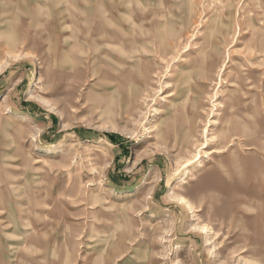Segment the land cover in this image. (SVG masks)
<instances>
[{
	"label": "rangeland",
	"instance_id": "obj_1",
	"mask_svg": "<svg viewBox=\"0 0 264 264\" xmlns=\"http://www.w3.org/2000/svg\"><path fill=\"white\" fill-rule=\"evenodd\" d=\"M263 51L264 0H0V264H264Z\"/></svg>",
	"mask_w": 264,
	"mask_h": 264
},
{
	"label": "bare ground",
	"instance_id": "obj_2",
	"mask_svg": "<svg viewBox=\"0 0 264 264\" xmlns=\"http://www.w3.org/2000/svg\"><path fill=\"white\" fill-rule=\"evenodd\" d=\"M219 40V38H214V34L212 35V34H210L208 37H207V40H206V42L204 43V45H203V47L201 48V55H200V57H199V59L198 60H196V61H194L193 63L194 64H196V65H198L199 66V68H200V72L198 73V77H201V78H204V79H207L208 78V76H209V72L210 71H212V70H215V68L218 66V65H216L218 62L217 61H215L211 56H212V53L213 54H218V52H219V50L218 51H216L217 50V47H216V44H215V42H217ZM208 48H210L211 50H212V52H207V49ZM249 51V50H248ZM264 52V51H263ZM249 62L253 65V64H255L254 62H253V60L255 59V58H257L259 55H257V54H259L258 53V51H254L253 49H251L250 51H249ZM206 56H208L209 57V59L211 60L210 62L212 63V65H211V69H207L206 68V65L204 66V62H205V60H206ZM198 63H200V64H198ZM215 63V64H214ZM200 65H201V67H200ZM261 65H264V58H262V61H261ZM262 73H264V72H262ZM185 77H186V82L187 81H189L191 78H190V76H189V71H187L186 73H185ZM197 77V78H198ZM176 79V78H175ZM178 82V81H177ZM229 84H231L230 86H235V83L233 82V81H229ZM195 86L196 87H200V84H197V83H195ZM169 87H170V85H169ZM263 108H262V110H264V102H263ZM227 124L229 125V123L227 122ZM229 130H226L225 132L224 131H222V132H219V133H217L216 134V138H217V144H218V146L219 147H221V146H223V144H224V140L227 138V137H229L230 139H232V140H234V139H236V137H237V139L239 138L237 135H235V134H237V133H234V134H231V135H229L228 136V132ZM243 135V134H242ZM244 137H245V135H244ZM232 144V143H231ZM245 145H250V144H248V143H246ZM247 148H252L251 146H248V147H246V149ZM215 150H213V151H211V152H214ZM49 152H51V153H53V154H55V153H57V150L56 149H51V150H49ZM210 152V153H211Z\"/></svg>",
	"mask_w": 264,
	"mask_h": 264
}]
</instances>
